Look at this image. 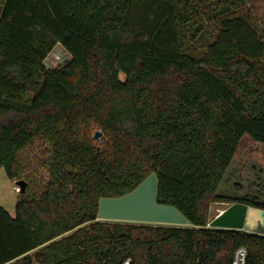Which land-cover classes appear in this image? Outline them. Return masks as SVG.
I'll list each match as a JSON object with an SVG mask.
<instances>
[{
  "label": "trees",
  "instance_id": "obj_1",
  "mask_svg": "<svg viewBox=\"0 0 264 264\" xmlns=\"http://www.w3.org/2000/svg\"><path fill=\"white\" fill-rule=\"evenodd\" d=\"M240 1L0 0V168L50 146L43 191L0 206V264H263L264 236L207 226L214 201L264 208L218 194L241 137L264 143V26ZM152 172L187 226L96 220Z\"/></svg>",
  "mask_w": 264,
  "mask_h": 264
},
{
  "label": "rangeland",
  "instance_id": "obj_2",
  "mask_svg": "<svg viewBox=\"0 0 264 264\" xmlns=\"http://www.w3.org/2000/svg\"><path fill=\"white\" fill-rule=\"evenodd\" d=\"M237 5L243 10L250 8L254 20L262 27L264 26V0H245L238 2ZM215 32L214 19L205 17L194 37L198 48L203 49ZM69 58L68 52L60 44H55L43 63L46 68H54L62 65ZM94 131L99 130L94 129ZM49 148L48 142L40 138H33L17 153L18 175L15 180L16 182L18 180L26 182V196L36 198L46 185L49 178L46 167ZM14 184L13 179L8 178L3 168H0V206L11 215L14 214L15 204L21 196L19 184H17L19 190L12 188ZM218 194L230 198L264 202V143L255 141L248 134L241 137L238 148L218 188ZM230 203L227 201L211 202L208 206V220Z\"/></svg>",
  "mask_w": 264,
  "mask_h": 264
},
{
  "label": "water",
  "instance_id": "obj_3",
  "mask_svg": "<svg viewBox=\"0 0 264 264\" xmlns=\"http://www.w3.org/2000/svg\"><path fill=\"white\" fill-rule=\"evenodd\" d=\"M101 135L94 133V138ZM20 193L26 182L18 180ZM157 180L152 172L132 190L98 200L96 220L187 226L186 217L174 206L156 202ZM208 227L242 230L264 236V208L233 202L209 220Z\"/></svg>",
  "mask_w": 264,
  "mask_h": 264
},
{
  "label": "built area",
  "instance_id": "obj_4",
  "mask_svg": "<svg viewBox=\"0 0 264 264\" xmlns=\"http://www.w3.org/2000/svg\"><path fill=\"white\" fill-rule=\"evenodd\" d=\"M13 181L15 182V184L13 185V189L14 190H19V186H17V182L15 179H13ZM246 259H247V250L245 247H238L234 253H233V257L231 260V264H246ZM130 260L126 259L124 260L123 264H129ZM35 264H43V263H35ZM264 264V262H263Z\"/></svg>",
  "mask_w": 264,
  "mask_h": 264
}]
</instances>
